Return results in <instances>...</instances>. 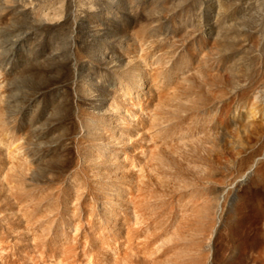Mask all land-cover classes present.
<instances>
[{"label":"rangeland","instance_id":"374dc122","mask_svg":"<svg viewBox=\"0 0 264 264\" xmlns=\"http://www.w3.org/2000/svg\"><path fill=\"white\" fill-rule=\"evenodd\" d=\"M83 1L96 35L70 52L38 28L53 57L0 7V264H264V81L239 0ZM152 68L182 89L159 102Z\"/></svg>","mask_w":264,"mask_h":264},{"label":"bare ground","instance_id":"6f19581e","mask_svg":"<svg viewBox=\"0 0 264 264\" xmlns=\"http://www.w3.org/2000/svg\"><path fill=\"white\" fill-rule=\"evenodd\" d=\"M42 1L45 0H0L2 13H6V15L14 14L25 21L20 23L29 30L25 31V33L30 34V41L34 42L33 50L36 55L53 57L58 52L49 42L45 41L46 36L42 37L43 33L48 36L51 31L59 34L66 31L68 33L70 52L76 48L77 43L83 37L87 40H93L96 33L89 19L97 13L95 6L85 4L83 0H47L43 4L44 6H39ZM103 1H110L113 5L118 3V0ZM50 2L53 3L49 4ZM127 24H134V22L128 20ZM38 28L40 30L44 28L45 31L40 35L41 32L37 31ZM82 29L86 30V34H82ZM242 29L247 30L249 34L246 35L245 39L239 37V55L250 61L251 68H253L252 78L256 74L254 83L260 84L264 81V0H239V30L241 31ZM22 31L23 29L17 35L21 34ZM141 31L144 33V29H141ZM16 40L15 36H0L1 44L4 42L14 44ZM243 46H246L247 49H241ZM137 47L139 48L138 52L141 54V59L146 58L144 51L152 48L150 45L144 47L142 42ZM242 50H246V52L243 54ZM104 56L109 57V54ZM141 59L139 63L136 61V64L144 65L145 61ZM184 60V65L191 61V59H188V61ZM198 68V63L195 62V66H192L191 69L196 72L199 71ZM152 69L157 71L153 75V81H151L153 88L149 92L154 94L159 102L182 89L180 78L177 79L172 76L175 70L167 72L158 68ZM189 73H191V70ZM181 79L185 80V78ZM190 80L196 99L204 97L196 84V80L194 81L192 78ZM141 99L143 104L147 102L145 97L142 96ZM122 101L123 103H118L117 107L123 108L126 115L129 116L128 108L125 104L127 99L124 98ZM137 106L139 111H141V100L137 101ZM110 108L108 107V109Z\"/></svg>","mask_w":264,"mask_h":264}]
</instances>
